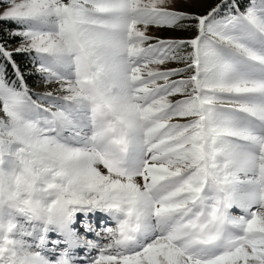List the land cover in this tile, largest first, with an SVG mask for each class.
Here are the masks:
<instances>
[{
	"label": "snow or ice",
	"instance_id": "obj_1",
	"mask_svg": "<svg viewBox=\"0 0 264 264\" xmlns=\"http://www.w3.org/2000/svg\"><path fill=\"white\" fill-rule=\"evenodd\" d=\"M0 264H264V0H0Z\"/></svg>",
	"mask_w": 264,
	"mask_h": 264
},
{
	"label": "trees",
	"instance_id": "obj_2",
	"mask_svg": "<svg viewBox=\"0 0 264 264\" xmlns=\"http://www.w3.org/2000/svg\"><path fill=\"white\" fill-rule=\"evenodd\" d=\"M29 83H31V81H29Z\"/></svg>",
	"mask_w": 264,
	"mask_h": 264
}]
</instances>
